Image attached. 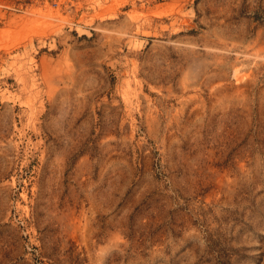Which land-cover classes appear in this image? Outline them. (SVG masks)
I'll use <instances>...</instances> for the list:
<instances>
[{"label": "rangeland", "instance_id": "1", "mask_svg": "<svg viewBox=\"0 0 264 264\" xmlns=\"http://www.w3.org/2000/svg\"><path fill=\"white\" fill-rule=\"evenodd\" d=\"M0 264H264V0H0Z\"/></svg>", "mask_w": 264, "mask_h": 264}]
</instances>
